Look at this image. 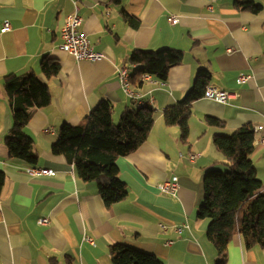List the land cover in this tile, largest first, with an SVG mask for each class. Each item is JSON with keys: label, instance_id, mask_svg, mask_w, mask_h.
Returning <instances> with one entry per match:
<instances>
[{"label": "crops", "instance_id": "1", "mask_svg": "<svg viewBox=\"0 0 264 264\" xmlns=\"http://www.w3.org/2000/svg\"><path fill=\"white\" fill-rule=\"evenodd\" d=\"M243 1L259 10L237 9L235 3ZM207 5V0H0V264H66L68 258L74 264H112L109 247L117 244L164 264H215L208 221L198 220L196 212L205 172L222 169L217 163L224 162L213 136L246 125L259 128L254 138L264 139V0ZM73 14L81 19L78 31L103 55L100 61H76L61 50L60 31ZM171 17L178 20L175 25ZM5 22L8 31H3ZM161 49L183 51V61L163 83L151 78L132 84L138 100L153 107L156 117L147 141L116 161L127 196L106 208L96 183L83 182L51 147L62 125H81L103 100L112 106L114 124L125 109L136 108L121 89L118 70L132 65L135 50ZM44 57L59 65L50 79L40 70ZM200 69L210 73L209 86L234 96L226 104L204 98L194 102L189 137L182 143L179 128L166 126L162 112L185 97ZM29 74L47 84L51 104L13 111L4 78ZM241 77H247L243 84L238 83ZM206 116L223 121L224 129L207 127ZM15 125L32 139L35 164L11 158L5 137ZM193 154L199 156L190 162ZM250 159L264 194V144L255 146ZM29 166L54 175L29 176ZM173 176L177 193H160L157 185ZM42 218L48 225H38ZM181 225L177 234L174 227ZM84 235L93 246L83 241ZM225 264H264V249H246L236 235L227 246Z\"/></svg>", "mask_w": 264, "mask_h": 264}, {"label": "trees", "instance_id": "2", "mask_svg": "<svg viewBox=\"0 0 264 264\" xmlns=\"http://www.w3.org/2000/svg\"><path fill=\"white\" fill-rule=\"evenodd\" d=\"M235 7L253 13L259 10V6L250 1L236 2ZM183 57V51L175 49L133 51L130 62L137 67L129 75L131 86L138 81V86L142 85L140 78L144 74L165 82L170 69L181 64ZM40 70L46 79H50L59 72V65L52 58L44 57ZM209 83L210 73L200 69L185 97L162 112L166 126L179 128L182 143L189 137L192 105L204 97ZM3 90L13 111L22 108L42 110L51 104L47 84L34 74L5 77ZM111 112V104L101 101L81 125H62L51 147V153L66 158L83 182L96 183L106 208L127 196V188L117 176L116 161L134 153L147 141L156 117L153 107L146 104L125 109L117 124L112 122ZM204 123L207 127L224 129L223 121L215 117L206 116ZM212 142L224 162L217 163L222 169L205 172L203 200L196 218L208 221L206 235L216 252L215 264H225L227 246L236 235L242 238L246 249H264V194L259 193L262 185L250 159L255 148L253 128L245 125L230 135L215 134ZM5 144L11 158L27 165L36 163L32 139L19 125L7 133ZM0 177L2 179L3 173ZM109 253L112 264H164L152 254L123 244L110 246ZM66 264L74 263L68 258Z\"/></svg>", "mask_w": 264, "mask_h": 264}, {"label": "built area", "instance_id": "3", "mask_svg": "<svg viewBox=\"0 0 264 264\" xmlns=\"http://www.w3.org/2000/svg\"><path fill=\"white\" fill-rule=\"evenodd\" d=\"M208 5L207 8L211 9L212 3L217 0H207ZM178 22L174 17L169 18V23L175 25ZM81 26V19L76 15H70L67 17L65 24L62 26L60 31L61 33V50L64 51L67 55L73 57L76 61H87V62H97L103 58V55L95 52L90 45L87 37L78 31V28ZM10 29L9 22H5L3 25V31H8ZM137 65L132 64L131 66L125 65L120 70H118V81L120 83L121 89L125 95L129 98L134 99L136 101V107H140L144 105L142 101H139L137 98V94L131 89V84L129 81V75L131 69H136ZM151 76L148 74H144L141 76L140 80L142 82H149L151 80ZM247 80V77H241L238 80L239 84H243ZM163 83V82H160ZM233 94L221 91L212 88L211 86H207L204 92V99L212 100L214 102L220 104H226L233 98ZM259 130V128L253 129L254 135ZM259 144H264V139L254 138V145L257 146ZM199 155L193 154L188 157L190 162H193ZM25 173L29 176H53L54 173L49 170H37L33 166H29L25 168ZM157 189L160 193L174 196L178 190V179L173 176L170 179L163 181L162 183L157 185ZM38 225L46 226L48 225V219L42 218L37 221ZM163 230L164 226H160ZM184 228V225L179 227H174L175 232L180 234ZM83 241L89 243L90 245H94V241L87 235L83 236ZM172 241H168L166 243L167 246L171 245Z\"/></svg>", "mask_w": 264, "mask_h": 264}]
</instances>
